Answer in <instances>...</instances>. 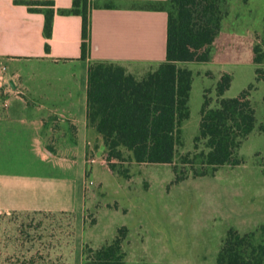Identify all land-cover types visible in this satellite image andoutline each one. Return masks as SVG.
I'll return each mask as SVG.
<instances>
[{
	"label": "rangeland",
	"instance_id": "1",
	"mask_svg": "<svg viewBox=\"0 0 264 264\" xmlns=\"http://www.w3.org/2000/svg\"><path fill=\"white\" fill-rule=\"evenodd\" d=\"M263 36L264 0H232L211 61L180 64L193 71V85L190 117L183 122L173 163H138L128 151L121 160H109L104 144L96 146L86 151L85 198L67 202L64 195L72 182L60 166L30 160L22 150L1 155L0 176H38L37 183L47 190L38 195L40 201L56 203L58 214L0 212V264L32 245L31 255L39 251L65 264H83L86 246L101 247L123 226L128 229L126 264H218L230 229L245 234L264 226V82L256 75L264 65L253 60ZM157 67L125 68L142 79ZM225 72L233 81L224 98L250 88L258 127L239 150L242 163L215 168L197 156L206 146L204 141L196 146L195 137L205 97L217 106L216 87ZM68 224L74 225V237Z\"/></svg>",
	"mask_w": 264,
	"mask_h": 264
},
{
	"label": "trees",
	"instance_id": "2",
	"mask_svg": "<svg viewBox=\"0 0 264 264\" xmlns=\"http://www.w3.org/2000/svg\"><path fill=\"white\" fill-rule=\"evenodd\" d=\"M232 0H168L167 59L138 79L118 62L93 61L89 66L88 119L100 134L109 160L123 159L125 151L138 163H173L182 144V125L190 117L193 71L181 66L186 62L211 61L213 46L230 12ZM247 2L248 0H243ZM30 12L45 16L44 35L50 39L56 13L82 17L81 58L89 55L92 0H73L69 9H56L53 0H16ZM45 50L50 53L47 42ZM254 63L264 65V36L254 47ZM257 80L264 82V67L256 70ZM233 76L221 75L216 92L218 104L213 107L205 97L201 109L196 146L204 141L205 150L197 156L211 167L240 164L243 142L257 129V108L251 91L245 89L234 98H224ZM264 130V126L260 128ZM113 169L115 165H111ZM22 212V211H15ZM37 215L55 216L56 212L31 211ZM61 215L70 214L59 212ZM69 237L75 236L73 224L67 225ZM127 227L101 247L86 246L83 264H126L123 247ZM123 233V235H119ZM35 245L13 254L2 264H65L39 251ZM23 252V253H21ZM218 264H264V226L241 234L230 229L217 256Z\"/></svg>",
	"mask_w": 264,
	"mask_h": 264
},
{
	"label": "crops",
	"instance_id": "3",
	"mask_svg": "<svg viewBox=\"0 0 264 264\" xmlns=\"http://www.w3.org/2000/svg\"><path fill=\"white\" fill-rule=\"evenodd\" d=\"M15 1L0 0V64L11 75L10 86L0 87V156L22 150L30 160L60 166L72 182L67 202L85 198L86 151L103 144L88 119L89 66L165 62L168 0H93L86 59L81 58V16L57 12L47 39L44 14ZM53 1L56 9L73 3ZM37 178L1 175L0 212H54L56 203L40 201L38 195L47 190Z\"/></svg>",
	"mask_w": 264,
	"mask_h": 264
},
{
	"label": "built area",
	"instance_id": "4",
	"mask_svg": "<svg viewBox=\"0 0 264 264\" xmlns=\"http://www.w3.org/2000/svg\"><path fill=\"white\" fill-rule=\"evenodd\" d=\"M7 73V66L4 64H0V87L10 86V78H8ZM95 161V159L92 160V162L94 163Z\"/></svg>",
	"mask_w": 264,
	"mask_h": 264
}]
</instances>
